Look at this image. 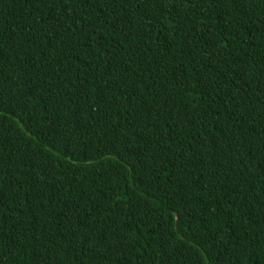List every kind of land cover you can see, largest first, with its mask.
Returning a JSON list of instances; mask_svg holds the SVG:
<instances>
[{
  "label": "trees",
  "instance_id": "16d2710c",
  "mask_svg": "<svg viewBox=\"0 0 264 264\" xmlns=\"http://www.w3.org/2000/svg\"><path fill=\"white\" fill-rule=\"evenodd\" d=\"M0 264H264V0H0Z\"/></svg>",
  "mask_w": 264,
  "mask_h": 264
}]
</instances>
